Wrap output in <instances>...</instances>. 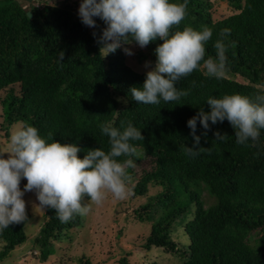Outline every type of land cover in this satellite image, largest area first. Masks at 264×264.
Segmentation results:
<instances>
[{
    "label": "trees",
    "instance_id": "obj_1",
    "mask_svg": "<svg viewBox=\"0 0 264 264\" xmlns=\"http://www.w3.org/2000/svg\"><path fill=\"white\" fill-rule=\"evenodd\" d=\"M24 1L0 0L3 136L7 139L11 125L20 121L39 129L45 139L52 133L61 144H77L83 158L90 149L109 151L101 123L121 128V121L125 126L131 121L145 138L134 142L141 155L136 168L128 170L132 196L146 195L135 210L139 221L150 223L143 248L160 247L179 258L178 264H264V130L258 142L241 145L227 120L215 125L209 121L206 136L197 121L199 147L211 148L212 154L191 157L184 152V145L194 143L187 121L200 109L210 111L208 97L264 94V0H224L235 12L221 19H214L211 0H188L187 16L173 31L209 27L213 36L206 58H215L214 42L222 29H230L225 40L228 71L221 79L210 77L201 62L177 84L190 90L187 97L179 104L161 101L156 106L132 100L130 88L142 87L146 72L131 67L117 50L106 57L100 54L97 40L105 25L99 18L96 28L81 23V0ZM161 43L157 39L140 48L139 61L155 64ZM216 131L227 134L226 139L214 141ZM82 217L61 223L55 210L45 209V221L32 241L38 258L47 261L55 252L53 241L64 230L80 226ZM180 227L189 237L187 245L172 237ZM26 239L25 222L0 233V260ZM120 261L127 264V257ZM78 264L91 261L82 256Z\"/></svg>",
    "mask_w": 264,
    "mask_h": 264
},
{
    "label": "clouds",
    "instance_id": "obj_2",
    "mask_svg": "<svg viewBox=\"0 0 264 264\" xmlns=\"http://www.w3.org/2000/svg\"><path fill=\"white\" fill-rule=\"evenodd\" d=\"M187 8L188 0L183 3L81 0L78 16L81 23L90 28L98 27L95 18L103 21L105 27L97 40L103 57L121 48L126 55H134L131 48L125 47L133 42L143 49L152 41H163L155 49V65L146 72L142 87L130 88L132 100L156 106L161 101L179 104L181 98L187 97L190 90L178 88L177 84L197 70L201 62L210 77L221 79L228 71L229 45L225 40L230 29H222L214 42L215 58H206V44L213 36L212 29L203 26L199 31L191 27L173 31L174 26L185 20ZM59 59L63 60L62 52ZM150 65L151 62L145 63V67ZM206 104L210 111L200 109L187 121L194 143L192 147L184 145L186 155L212 154L211 148L199 147L197 121L205 129L202 133L205 136L210 129L209 121L215 125L227 120L234 129L237 144L259 141L261 130H264V94L254 98L240 94L222 98L210 96ZM99 127L109 138V151L100 147L90 149L83 158L78 156L82 149L77 144H61L53 139L52 133L45 139L32 125L24 124L12 132L7 149L0 152V233L10 225L27 220L23 199L27 192H35L41 209L55 210L61 223H68L77 215L86 216L91 209L84 203L85 199L101 205L107 193L117 200L128 197V185L132 181L128 170L136 168V160L141 155L134 142L145 138L131 121H127L126 126L121 121V128L107 123ZM226 136L216 131L214 141H224ZM120 157L124 159H117ZM22 179L27 181L23 189L20 187Z\"/></svg>",
    "mask_w": 264,
    "mask_h": 264
},
{
    "label": "rangeland",
    "instance_id": "obj_3",
    "mask_svg": "<svg viewBox=\"0 0 264 264\" xmlns=\"http://www.w3.org/2000/svg\"><path fill=\"white\" fill-rule=\"evenodd\" d=\"M25 4L24 0H19ZM48 3H57L62 0H46ZM213 3L214 19H221L235 12L224 0H211ZM73 4V3H72ZM132 49L134 55L128 56L123 49H117V54L125 56L126 62L140 72H147L154 67L151 61H139L138 51L140 47L135 43L126 45ZM146 62H151L145 67ZM241 80L240 77H236ZM1 121V105H0ZM21 127L18 121L11 125L9 136L6 139L0 131V152L7 149L12 132ZM5 158L7 154H4ZM27 183L21 180L20 187L23 189ZM130 194L124 200H117L111 193H107L106 199L101 205H96L85 199L89 204L90 212L82 217V224L77 227L66 229L60 239L54 240L55 252L47 261H41L37 252L32 248V241L45 221V209H41L35 192L25 193L23 199L29 216L25 221L27 239L22 246L14 249L0 264H78L82 256L90 259L91 264H122L120 261L127 257V264H178L180 259L171 253L164 252L160 247L153 246L150 250L143 248V244L150 232V223L141 222L135 217V210L141 203L146 201L145 196H132V189L128 185ZM159 188H150L148 194L157 192ZM172 237L180 243L187 245L190 240L183 228H176ZM3 242L0 240V249ZM36 250V249H35Z\"/></svg>",
    "mask_w": 264,
    "mask_h": 264
},
{
    "label": "water",
    "instance_id": "obj_4",
    "mask_svg": "<svg viewBox=\"0 0 264 264\" xmlns=\"http://www.w3.org/2000/svg\"><path fill=\"white\" fill-rule=\"evenodd\" d=\"M28 1H30V0H28ZM28 15H29V16H31V13H30V12H28Z\"/></svg>",
    "mask_w": 264,
    "mask_h": 264
}]
</instances>
